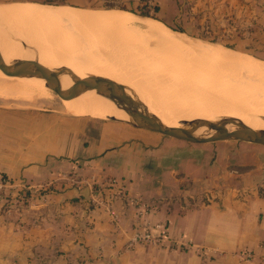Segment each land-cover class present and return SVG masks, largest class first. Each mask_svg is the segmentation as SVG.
I'll return each mask as SVG.
<instances>
[{"label":"crops","instance_id":"obj_1","mask_svg":"<svg viewBox=\"0 0 264 264\" xmlns=\"http://www.w3.org/2000/svg\"><path fill=\"white\" fill-rule=\"evenodd\" d=\"M244 2L264 24V0ZM15 112L10 127L45 124ZM57 123L63 143L46 147L56 157L0 162V176L26 185L0 213V264H264V145L195 143L119 119ZM157 224L165 239L132 244L159 236Z\"/></svg>","mask_w":264,"mask_h":264},{"label":"rangeland","instance_id":"obj_2","mask_svg":"<svg viewBox=\"0 0 264 264\" xmlns=\"http://www.w3.org/2000/svg\"><path fill=\"white\" fill-rule=\"evenodd\" d=\"M16 1L25 2L26 0H0V3ZM38 1L41 4L60 7L75 6L90 10L123 11L134 16L153 20L151 23L161 24L173 36L186 43L188 42V44L193 43L195 45L198 43L201 46L202 43L207 44L206 46L211 44L210 46L213 48L217 47L222 51L233 52L242 58L244 55V58L250 61L264 64V35H262L264 24L258 20L254 8L246 9L245 0H149V5L156 2L164 5V10L159 12L142 8L144 3L139 2V0H47L52 2L50 4L42 3L41 0ZM141 13H148L149 15H142ZM1 24L6 25L3 20H0ZM109 38L113 39V35H110ZM140 39L143 42H148L149 48L154 47L153 40L147 35H142ZM108 40L110 42V39ZM87 44L91 43L87 42ZM121 47L118 54L115 51V53L113 51L108 52L104 46L103 49L97 47L101 56H95L96 58L93 59L97 62L94 63L88 64L83 61L81 69L86 72L83 77L94 74L106 78L107 76L101 74L102 69L106 66H116V64L106 61L104 57L115 56V59L121 65L128 63L129 69L124 72L118 71L123 76L119 79H112L109 76L107 78L132 87L148 108L156 109L159 114L177 118L178 121L183 119L189 122L198 117L218 121L220 117L221 119L223 117L229 119L232 115L264 121V111H262L264 108L257 106L255 98H252L248 93H235L233 90L230 93L233 98L227 101L223 95L224 92H227V89L217 92L215 88L208 87L206 85V78L208 79V77H203L205 73H198L199 67L196 64L197 59L194 55H188L186 58L179 52L168 51L165 56L160 57L161 61L156 60L153 62L152 59L147 63L140 64L139 54L135 50L133 51V47L128 46V49H126V46ZM87 49L90 51V48ZM126 50L131 52L126 54ZM85 56L80 57H92L88 53ZM184 58L190 62L185 61ZM151 63L152 66H166V69L156 72L152 67H147V64ZM118 65L120 67V64ZM137 65L140 66L137 67ZM118 72L113 71L116 74ZM171 78L172 80H170ZM211 78L215 79L212 76ZM215 80L221 79L216 78ZM43 87L48 90V93L44 94L35 90V95L32 94L31 99H25V94L21 92L15 95L4 94V89L0 87V162L9 159L5 157L7 153L9 155L13 153L14 159L23 156L25 161L28 159L32 162L38 157V151H43L53 144L56 146V143H63L62 139H58L61 133L58 132L60 125L56 124V115L61 118L82 117L83 119H94L96 121L110 119L73 114L71 106L66 107V105H69L68 102L64 101L52 89L46 87L44 83ZM194 88L196 90H193ZM200 91L203 92L202 95ZM19 110L22 113L28 112V116L32 114L33 121L40 119L45 124H43V127L40 126L38 131L33 129V126L28 128L10 127L5 123L7 114H15V111ZM78 127L83 129L84 124L79 123ZM52 151L46 149V155L56 157V152ZM4 176L8 177L7 175ZM110 264L138 263L130 257L125 261L111 262ZM139 264H148V262L141 260Z\"/></svg>","mask_w":264,"mask_h":264},{"label":"bare ground","instance_id":"obj_3","mask_svg":"<svg viewBox=\"0 0 264 264\" xmlns=\"http://www.w3.org/2000/svg\"><path fill=\"white\" fill-rule=\"evenodd\" d=\"M0 18L6 23V25H0V50L4 60L8 63L16 58L31 60L34 56L32 48H35L41 64L51 69H66L60 75L64 89L72 85V76L83 77L86 75V72L81 69L83 61L88 64L97 62L93 58L101 56L99 49H103V46L108 52L115 51L117 54L121 46V48L126 46V49L130 46L133 47V51L135 50L139 54L140 64L147 63L152 59L153 62L161 61L160 57L165 56L168 51L179 52L186 58L188 55H194L199 67L198 73H205L203 77H208V79L206 78L208 87L215 88L217 92L227 89V92L223 93L227 101L233 98L230 96L233 90L235 93H248L252 98H255L257 106L264 108V64L250 61L244 58V55L242 58L233 52L222 51L217 47L213 48L210 46L211 44L208 45L210 47L204 43L202 46L198 43H196L198 45L188 44V42L173 36L161 24L151 23L153 20L148 18H141L119 10H90L75 6L60 7L31 1L0 3ZM140 34L151 38L154 47L149 48L148 42H143L140 39ZM110 35H113V39L109 38ZM20 40L32 48L24 50ZM87 42L91 44H87ZM72 46L75 47L72 48ZM87 48H90V51ZM129 52L131 51L126 50L125 53ZM87 53L92 57L85 58ZM186 58L184 60L190 62ZM104 59L116 64V66H106L102 71L100 70L104 76L119 79L123 77L119 72L129 69L128 63L121 65L115 56L110 58L106 56ZM152 63L147 64V67H152L156 72L166 69V66L161 65H153V67ZM139 66L137 65V67ZM113 71L119 72L116 74ZM211 76L221 80L212 79ZM43 83L45 85L44 78L12 76L0 68V87L4 89V94L15 95L21 92L25 94V99H31L32 94L35 95V90L44 94L48 93V90L43 87ZM200 93L203 94L201 91ZM62 99L69 103L66 107L71 106L74 114H85L97 118L129 119L126 111L117 107L110 99L98 94L94 89L85 91L72 99ZM148 109L164 123L171 126L178 127L189 122L164 116L151 107ZM218 119L221 121L227 118L221 119L220 117ZM229 119L241 120L252 129L264 128V121L260 119L235 117V115ZM230 128L233 129L234 126Z\"/></svg>","mask_w":264,"mask_h":264},{"label":"water","instance_id":"obj_4","mask_svg":"<svg viewBox=\"0 0 264 264\" xmlns=\"http://www.w3.org/2000/svg\"><path fill=\"white\" fill-rule=\"evenodd\" d=\"M20 42L24 50L32 48L25 42L21 40ZM32 50L34 52L33 59L16 58L9 63L4 60L0 50V68L6 74L12 76L44 78L46 87L52 89L64 99H72L85 91L94 89L98 94L113 101L117 107L123 109L129 115V119L119 120H125L139 128L195 143L240 140L264 145V128L252 129L241 120L225 119L216 121L198 117L186 125L178 127L168 125L148 109V106L132 87L109 78L95 75L72 76V85L64 89L60 81V75L66 69H51L41 64L35 48H32ZM110 119L117 118L112 117ZM231 126H234V128H230Z\"/></svg>","mask_w":264,"mask_h":264},{"label":"built area","instance_id":"obj_5","mask_svg":"<svg viewBox=\"0 0 264 264\" xmlns=\"http://www.w3.org/2000/svg\"><path fill=\"white\" fill-rule=\"evenodd\" d=\"M74 182H81V180L74 178L73 179ZM22 187L21 189L19 187ZM26 188V185L24 183H18L16 181L11 180L8 177L5 176H0V213L6 211L11 210V206L13 204H15V201L12 203H8L7 200L8 199H19V197L21 196V191H23ZM121 192H119V195L123 193L124 189L123 187H121ZM16 193L15 196H13V194ZM99 195H95L94 194V202L96 203H103V201L98 197ZM12 203V204H11ZM157 228H159L158 230L160 231L159 236H153L151 235V233L145 232V233H135L133 239H132V244L133 243H148V242H154V241H158L159 239L166 238V233H165V229L161 224H157L156 225Z\"/></svg>","mask_w":264,"mask_h":264},{"label":"trees","instance_id":"obj_6","mask_svg":"<svg viewBox=\"0 0 264 264\" xmlns=\"http://www.w3.org/2000/svg\"><path fill=\"white\" fill-rule=\"evenodd\" d=\"M32 1V0H31ZM38 1V0H37ZM149 0H139V2H143V7L142 8H149V9H153L155 12H159L161 10H164V5L162 3H152V5L148 4ZM42 3H52L51 1H47V0H41ZM142 15H149L148 13H141ZM6 177V176H5Z\"/></svg>","mask_w":264,"mask_h":264}]
</instances>
